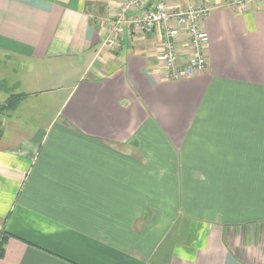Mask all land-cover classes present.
Masks as SVG:
<instances>
[{
    "label": "crops",
    "instance_id": "1",
    "mask_svg": "<svg viewBox=\"0 0 264 264\" xmlns=\"http://www.w3.org/2000/svg\"><path fill=\"white\" fill-rule=\"evenodd\" d=\"M122 1L0 0V264H264V4L176 0L208 67L169 80L158 33L106 57Z\"/></svg>",
    "mask_w": 264,
    "mask_h": 264
},
{
    "label": "built area",
    "instance_id": "2",
    "mask_svg": "<svg viewBox=\"0 0 264 264\" xmlns=\"http://www.w3.org/2000/svg\"><path fill=\"white\" fill-rule=\"evenodd\" d=\"M254 3L264 4V0H231L230 6L245 11ZM210 9L202 3L182 6L176 0H124L106 22L103 47L114 49L126 33H158L161 42L156 59L165 78L191 77L208 67L209 34L203 20Z\"/></svg>",
    "mask_w": 264,
    "mask_h": 264
},
{
    "label": "trees",
    "instance_id": "3",
    "mask_svg": "<svg viewBox=\"0 0 264 264\" xmlns=\"http://www.w3.org/2000/svg\"><path fill=\"white\" fill-rule=\"evenodd\" d=\"M2 88H7L6 83H1ZM24 97V94H12L9 99H7L4 103L0 104V115H5L6 113L14 110L18 104L21 102L22 98ZM4 134V127L2 120L0 119V141L2 140ZM10 236L7 232L4 233V235L0 238V255L3 254V250L5 247V243L7 241V238Z\"/></svg>",
    "mask_w": 264,
    "mask_h": 264
},
{
    "label": "rangeland",
    "instance_id": "4",
    "mask_svg": "<svg viewBox=\"0 0 264 264\" xmlns=\"http://www.w3.org/2000/svg\"><path fill=\"white\" fill-rule=\"evenodd\" d=\"M108 50L107 51H109L108 53H106V57H109V55H111L112 53H110V52H115L116 51V48H107ZM106 57H104V59L106 58ZM104 62V61H103ZM100 63H102V61H100ZM105 64H106V69H105V71H108V67H110L111 65H112V63L111 62H108V61H106L105 62ZM73 77H72V82L74 81V80H76V78H77V76H78V72H76V71H74L73 72ZM71 82V83H72ZM53 110V109H52ZM44 119H45V117H44Z\"/></svg>",
    "mask_w": 264,
    "mask_h": 264
}]
</instances>
